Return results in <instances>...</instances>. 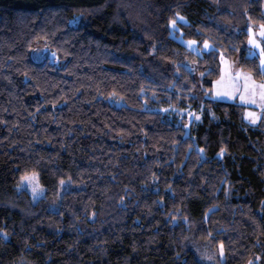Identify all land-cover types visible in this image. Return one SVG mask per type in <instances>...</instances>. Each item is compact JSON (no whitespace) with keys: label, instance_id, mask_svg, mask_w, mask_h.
<instances>
[{"label":"trees","instance_id":"obj_1","mask_svg":"<svg viewBox=\"0 0 264 264\" xmlns=\"http://www.w3.org/2000/svg\"><path fill=\"white\" fill-rule=\"evenodd\" d=\"M176 12L215 48L174 37ZM261 23L264 0H0V264H206L221 243L217 264H264V123L211 97L221 51L264 78Z\"/></svg>","mask_w":264,"mask_h":264},{"label":"rangeland","instance_id":"obj_2","mask_svg":"<svg viewBox=\"0 0 264 264\" xmlns=\"http://www.w3.org/2000/svg\"><path fill=\"white\" fill-rule=\"evenodd\" d=\"M177 20H181V19L178 18ZM183 20H181V21H183ZM171 29H172V35L174 37H176L179 41H181L183 44H185L187 47H189L190 49H192L195 52H197L196 49L198 47L200 49V51L197 53H199V54H202L204 51H209L212 49L211 46L208 49H205L204 45L203 44L200 45V43L196 39H187L183 35H178L176 33V29H178V24H176L175 29H173L171 26ZM252 29H253V31H255L257 33L259 32V27L258 28L252 27ZM256 38L258 40L261 39L259 37V35H257ZM189 40L196 41V44L193 46H189L187 43ZM261 44H264V40H261ZM210 45H212L211 42H210ZM248 47H249V45H248ZM37 48L42 49V53L40 54L39 58H37L36 53L34 52V57L37 60L47 59V60H50L51 62H54V63L57 62L55 52L52 49H50L44 42H39L37 44ZM221 55H223V59H221ZM256 57H258V59H259V50L258 49H257ZM220 64H221V73H220V76L218 77V79L214 82L211 97L214 99L236 102L238 104L245 106L243 117H244L245 121L250 123L245 116V114L248 111H254V112L260 113L264 110L260 109V107L258 105L252 104L250 101L240 99V94L244 92L243 81L240 78L236 77L234 72H232L230 74L229 71L225 70L226 68L241 69L239 67V64H238V57L232 58L225 51H221V53H220ZM256 81L262 82V81H264V78L261 80H256ZM229 92L233 93V95L229 96L227 94ZM261 123H264V116H262V118L260 120L256 121L255 123H252V124L259 125ZM37 182L40 185V188L37 191L35 198L33 197L31 187L28 185L27 181H25L24 184L19 187L20 189L27 190L30 193V195L32 196L34 201H37L39 198L43 197L45 194V188L41 185V183L38 179V175H37ZM63 183H66V181H64ZM73 187H79V185H73ZM52 208L56 209L57 206H53ZM199 257L206 264H217L219 260H223L224 252H223V255H220L219 248H217V249L204 248L201 251V253L199 254ZM209 257H211V259H209Z\"/></svg>","mask_w":264,"mask_h":264},{"label":"snow or ice","instance_id":"obj_3","mask_svg":"<svg viewBox=\"0 0 264 264\" xmlns=\"http://www.w3.org/2000/svg\"><path fill=\"white\" fill-rule=\"evenodd\" d=\"M83 18V12H80L76 15H73L72 20L70 23H77L78 20ZM177 18L183 20L184 17L180 15L179 12L175 13L174 17L169 18V24L172 26L173 29H175ZM248 31V39L247 43L249 45L248 47V56L249 57H254L257 55V49L259 50V63L257 66V71L261 74V76H264V44H261V40H264V23H261L259 25V32L253 31L252 27L247 28ZM257 35L261 39H257ZM189 46H193L196 44V41L194 40H189L188 42ZM203 45L205 49H208L210 46L214 49L215 45H210V42L208 40L203 41ZM197 52L200 51V49L197 47ZM36 53L37 58H39L40 54L42 53V49L37 48L33 50ZM221 59H223V55H221ZM226 71H229L231 74L232 72L235 73V76L240 78L243 81V86H244V92L240 94V99L241 100H246L250 101L254 105H258L260 109L264 110V81L262 82H257L253 78V73L249 71H244L242 69H231V68H226ZM229 96L233 95V93L229 92L227 93ZM246 118L250 123H255L256 121L260 120L262 116H264V111L258 113L254 111H248L245 114ZM224 149H221V155L223 154ZM27 181L28 185L31 187V191L33 194V197L35 198V195L37 191L40 188V185L37 182V173L35 171L31 173H26L25 175L20 177V184L17 185L19 188L21 185L24 184V182ZM63 183V181H61ZM9 236V233L7 232L6 229H0V240H7ZM219 252L220 255H223L224 252V247L223 244L221 243L219 246ZM211 259V257H209ZM249 264H252L251 261H249Z\"/></svg>","mask_w":264,"mask_h":264},{"label":"water","instance_id":"obj_4","mask_svg":"<svg viewBox=\"0 0 264 264\" xmlns=\"http://www.w3.org/2000/svg\"><path fill=\"white\" fill-rule=\"evenodd\" d=\"M192 120H193V117L191 118V121L190 122H192Z\"/></svg>","mask_w":264,"mask_h":264}]
</instances>
